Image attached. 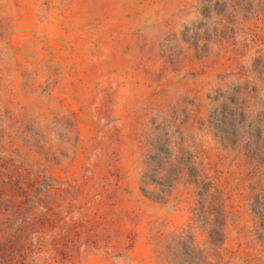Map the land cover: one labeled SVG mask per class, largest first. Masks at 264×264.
<instances>
[{"label":"rangeland","instance_id":"obj_1","mask_svg":"<svg viewBox=\"0 0 264 264\" xmlns=\"http://www.w3.org/2000/svg\"><path fill=\"white\" fill-rule=\"evenodd\" d=\"M0 264H264V0H0Z\"/></svg>","mask_w":264,"mask_h":264}]
</instances>
